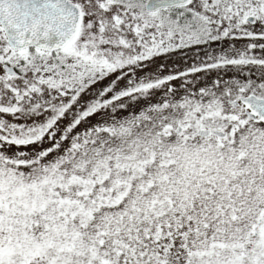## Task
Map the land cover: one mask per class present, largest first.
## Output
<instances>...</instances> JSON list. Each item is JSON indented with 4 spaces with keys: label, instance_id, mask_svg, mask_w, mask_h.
Masks as SVG:
<instances>
[{
    "label": "snow or ice",
    "instance_id": "snow-or-ice-1",
    "mask_svg": "<svg viewBox=\"0 0 264 264\" xmlns=\"http://www.w3.org/2000/svg\"><path fill=\"white\" fill-rule=\"evenodd\" d=\"M0 264H264V0H0Z\"/></svg>",
    "mask_w": 264,
    "mask_h": 264
}]
</instances>
